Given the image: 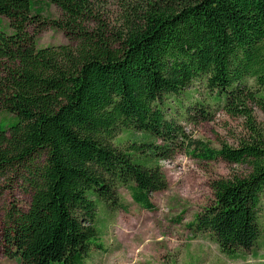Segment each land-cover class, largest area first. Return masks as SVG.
Segmentation results:
<instances>
[{"label": "trees", "instance_id": "trees-1", "mask_svg": "<svg viewBox=\"0 0 264 264\" xmlns=\"http://www.w3.org/2000/svg\"><path fill=\"white\" fill-rule=\"evenodd\" d=\"M95 1L0 0L12 29H0V107L11 114L0 119V196L14 184L31 193L26 209L11 205L3 219L5 254L84 264L102 246L99 211L128 208L119 188L153 210L151 193L167 187L160 161L185 136L164 98L202 78L208 96L184 111L209 119L221 107L243 117L246 135L219 148L190 140L193 156L249 171L212 180L213 202L188 225L236 258L260 234L264 128L249 104L264 111V0H141L123 5L116 27ZM50 4L62 15L42 21ZM46 26L74 44L38 46ZM122 132L133 136L125 147L113 141Z\"/></svg>", "mask_w": 264, "mask_h": 264}, {"label": "rangeland", "instance_id": "rangeland-1", "mask_svg": "<svg viewBox=\"0 0 264 264\" xmlns=\"http://www.w3.org/2000/svg\"><path fill=\"white\" fill-rule=\"evenodd\" d=\"M138 1L141 0L95 1L94 11L111 27H116L123 5ZM61 15L56 5L50 4L45 5L40 19H58ZM7 21L6 17L0 16V29L12 32ZM34 27H29L30 31ZM36 39L38 46L74 44L61 30L50 26L37 32ZM1 67L0 74L3 73ZM248 83L252 84V81L248 80ZM207 96L202 78L194 79L179 94L165 96L164 103L176 111L174 117L185 133L170 145V157L160 161L167 187L151 193L155 205L153 210L142 208L131 199L125 188H119L118 193L128 208L108 214L99 211L98 242L102 246H93L84 264H264V196L259 213L260 234L250 249L237 248L236 258L221 252L208 232H194L188 225L196 213L213 202L212 180L234 174L244 175L249 171L245 164L193 156L195 144L189 146L190 140H202L212 148H219L222 143L236 146L246 135L243 117L230 115L221 107L210 108L209 119H204L194 110L184 111L195 99ZM249 107L256 123L264 128V111L252 104ZM2 118L10 119L11 114L0 107ZM132 137L128 132H122L113 141L125 147ZM30 196L29 190L17 184L8 186L0 196V264H20L3 250V219L11 205L26 209Z\"/></svg>", "mask_w": 264, "mask_h": 264}]
</instances>
